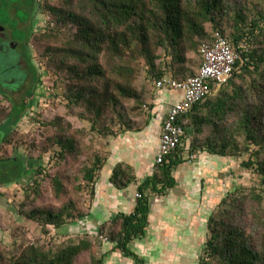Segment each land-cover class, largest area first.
<instances>
[{
  "label": "trees",
  "instance_id": "1",
  "mask_svg": "<svg viewBox=\"0 0 264 264\" xmlns=\"http://www.w3.org/2000/svg\"><path fill=\"white\" fill-rule=\"evenodd\" d=\"M3 3L8 9L24 12L27 21L32 24L30 37L34 33L37 11L49 17L44 33L39 36L41 57L53 72L59 74V81L65 83L68 118L88 121L90 131L103 138L111 135L108 123L117 118L122 126L132 129L126 121L125 102L135 103L130 108L133 113L147 105L145 97L135 87L136 68L132 60L143 61L149 69L155 90V82L169 74L177 81L197 75L203 64L201 47L210 43L216 33L225 36L239 51L241 58L233 77L216 97V106H212L210 118L211 122H222L221 125L217 124V132L221 136L228 130V114L236 111L237 106L242 107V114L237 115L240 122L237 127L239 133L244 135V143L240 148L237 143L232 144L233 141L227 136L220 143L210 137L200 149L206 147L211 154L224 158L250 153L249 160L242 167L260 177L261 188L259 192L253 190V200L264 208L262 11L256 13L257 17H250L246 7L232 12L233 8L224 0H0V6ZM231 13L234 16L230 21L227 17ZM192 54L199 58L198 67L197 60L195 62L191 58ZM37 78L40 83L39 76ZM250 94L255 95L256 102L247 103ZM34 96L33 92L31 97ZM210 99L212 96L208 101ZM199 105L180 120L183 128V121ZM23 110L24 105L20 108L13 105L5 123L0 125L6 132L4 137L0 136V147L10 143L13 127L22 117ZM68 118L59 117L48 123L54 128L51 148L57 162L72 161L79 167L72 178L77 184L75 189L80 191L82 185L86 184L93 196L107 158L99 151H92L89 157L95 146L91 133L85 130L82 123L74 126V122L68 121ZM206 121L194 123L197 134H200ZM197 147V140L192 141L191 148L197 150ZM179 151L180 148L168 156L158 166L155 176L140 187L142 197L135 212L117 217L101 229L99 236L78 235L61 242L40 239L16 250L2 249L0 264H78L84 254L90 256L91 264H103L100 236L117 243L120 250L130 254L128 244L143 237L148 225L149 198L145 197V192H156L157 185H162L163 191L175 186L172 174L181 163ZM120 169L116 171L115 179L121 185L128 186L134 177L128 176L126 169ZM44 172L47 171L40 166L34 175L40 177ZM31 173L21 155L0 158V187L19 184ZM49 178L55 199L60 200L68 195V174L57 173L49 175ZM33 184L34 194L39 197L41 189L38 179L35 178ZM239 191H230L227 200L220 202L222 206H227L225 211L210 216L209 235L199 264H264V248L252 245V233L245 227L236 226L234 217L229 213L228 207L235 205ZM88 214L89 209L84 210L69 201L58 211L34 209L28 217L32 221H40L44 229H49V226L59 229ZM43 231L45 235L46 231Z\"/></svg>",
  "mask_w": 264,
  "mask_h": 264
},
{
  "label": "rangeland",
  "instance_id": "2",
  "mask_svg": "<svg viewBox=\"0 0 264 264\" xmlns=\"http://www.w3.org/2000/svg\"><path fill=\"white\" fill-rule=\"evenodd\" d=\"M39 1L43 2V0ZM224 1L233 8L232 12L246 7L250 17H257L256 13L258 11L264 13V0ZM23 13V11L13 10V8L8 9L4 3L0 6V86L6 88V90L16 91L14 96L16 97L17 107L23 106L22 101L28 105L22 117L13 127L10 143L0 147V158L21 155L25 158L27 167L32 173L19 184L0 187V251L2 249L16 250L20 246L32 245L40 239L47 242L52 240L61 242L65 238L73 237L60 236L57 233L60 228L55 229L51 226H49V229L42 228L40 221L29 219L30 212L34 209L58 211L69 201H73L76 206L84 210H90L93 199L91 189L86 184L82 185L80 191L75 189L77 184L72 181V178L79 167H76L72 161L67 163L57 162L54 150L51 148V136L54 128L52 129L48 123L59 117L68 118V108H66L68 101L65 98V83L59 81V74L53 72V69L47 65L46 60L41 57L42 47L39 36L44 33L43 30L47 26L49 17L40 10L37 11L34 18V33L30 37L32 24L30 25ZM233 16L234 14L231 13L227 19L231 21ZM191 58L194 61L197 60L198 67L199 58L194 54L191 55ZM132 65L136 68L135 87L145 97V104L147 105L141 111L133 113L130 110L135 106L133 101L123 104L126 121L131 126V130L127 128L128 126H122L119 123V118H117L115 121L108 123L111 135L103 138L90 131L88 121L83 122L82 120L68 118V121L74 122V126L82 123L85 130L91 133L89 134L92 136L95 146L90 151L89 157L92 156V151H99L103 157L107 158L108 140L110 138L124 131L141 130L148 123L149 111L156 96L155 90L152 88V78L149 69L144 66L142 60H132ZM38 76L40 83L38 82ZM33 92L35 96L31 97ZM250 96L251 98L246 102H256L255 95L250 94ZM11 109V100L0 98L1 126L5 123L6 116ZM242 110V107L237 106L236 111L228 114V117H226L228 130L223 135L220 136L217 132V124H222L218 121L217 124L203 125L200 134H197L196 131L191 132L189 134L191 142L197 140V149H200L210 137H214L220 143L227 136L233 141L232 144L237 143L241 148L244 143V135L238 131L237 126L240 122H238L237 115L240 116ZM193 127L195 128L194 125ZM5 134V129L0 127V136L4 137ZM202 135L205 136L204 139L199 138ZM86 137L88 136L86 135ZM249 154L241 153L238 157L225 158L228 166L229 187L227 195L221 201L227 200L230 191L240 190L235 205L228 207L229 213L231 217H234L236 226L245 227L252 233V245L263 249L264 208L253 200V190L256 189L259 192V188H261L259 187L260 177L242 167V164L249 160ZM40 166L47 172H44L40 177H36L34 173ZM57 173H66L70 178L67 185L68 195L60 200L55 199L49 178V175ZM34 177L40 183L41 195L39 197L35 196L33 191L35 187L33 186ZM225 209H227L226 205L222 206L218 203L212 205L210 213L211 215H218ZM43 230L46 231L45 235ZM208 233L207 231V239ZM203 254L204 249L201 255L203 256ZM78 264H91L90 256L84 254L79 258Z\"/></svg>",
  "mask_w": 264,
  "mask_h": 264
},
{
  "label": "crops",
  "instance_id": "3",
  "mask_svg": "<svg viewBox=\"0 0 264 264\" xmlns=\"http://www.w3.org/2000/svg\"><path fill=\"white\" fill-rule=\"evenodd\" d=\"M222 88L214 87L212 99L199 105L183 121L186 135L178 153L181 163L172 174L175 186L163 191L162 185H157L156 192H145L149 213L144 236L128 244L130 254L100 236L103 264H199L210 210L227 195L229 176L226 159L211 154L206 147L192 149L189 134L196 131V122L207 119L204 126L216 123L210 117ZM155 95L143 129L124 131L108 140V156L95 185L89 214L61 227L57 231L60 236H99L105 225L135 212L140 187L155 176L159 166L156 159L167 113L183 97L182 92L171 89L155 88ZM188 154L194 155V159H189ZM120 168L134 177L128 186L115 179Z\"/></svg>",
  "mask_w": 264,
  "mask_h": 264
},
{
  "label": "built area",
  "instance_id": "4",
  "mask_svg": "<svg viewBox=\"0 0 264 264\" xmlns=\"http://www.w3.org/2000/svg\"><path fill=\"white\" fill-rule=\"evenodd\" d=\"M201 54L203 64L197 75L185 81L165 77L155 82L157 89H171L183 94L182 99L169 109L163 123L160 149L156 159L158 165L183 145L186 132L180 120L195 106L206 102L213 94L214 87L222 88L229 83L241 58L239 51L221 33H216L210 43L201 47ZM187 157L194 159L195 156L188 154ZM137 197L142 196L139 194ZM104 241L107 242L108 239L104 238Z\"/></svg>",
  "mask_w": 264,
  "mask_h": 264
},
{
  "label": "flooded vegetation",
  "instance_id": "5",
  "mask_svg": "<svg viewBox=\"0 0 264 264\" xmlns=\"http://www.w3.org/2000/svg\"><path fill=\"white\" fill-rule=\"evenodd\" d=\"M23 88V87H22ZM16 91H12V90H6V88L0 86V98L3 99V98H7L8 100H11L12 102V106L13 105H16V97L14 96V93ZM22 105H24V110H23V113L22 115L24 114V111L26 110V107L28 106L27 104H25V102L22 101Z\"/></svg>",
  "mask_w": 264,
  "mask_h": 264
}]
</instances>
